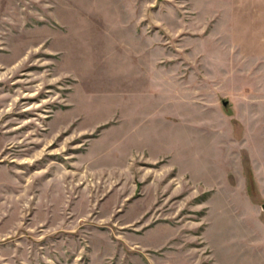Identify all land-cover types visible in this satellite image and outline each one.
Masks as SVG:
<instances>
[{
    "label": "rangeland",
    "instance_id": "1",
    "mask_svg": "<svg viewBox=\"0 0 264 264\" xmlns=\"http://www.w3.org/2000/svg\"><path fill=\"white\" fill-rule=\"evenodd\" d=\"M0 264H264V0H0Z\"/></svg>",
    "mask_w": 264,
    "mask_h": 264
},
{
    "label": "water",
    "instance_id": "2",
    "mask_svg": "<svg viewBox=\"0 0 264 264\" xmlns=\"http://www.w3.org/2000/svg\"><path fill=\"white\" fill-rule=\"evenodd\" d=\"M222 103L225 104V101H223Z\"/></svg>",
    "mask_w": 264,
    "mask_h": 264
}]
</instances>
